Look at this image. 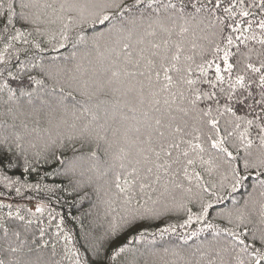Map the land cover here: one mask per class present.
<instances>
[{"label":"snow or ice","instance_id":"1","mask_svg":"<svg viewBox=\"0 0 264 264\" xmlns=\"http://www.w3.org/2000/svg\"><path fill=\"white\" fill-rule=\"evenodd\" d=\"M0 185V264H264V0H0Z\"/></svg>","mask_w":264,"mask_h":264},{"label":"trees","instance_id":"2","mask_svg":"<svg viewBox=\"0 0 264 264\" xmlns=\"http://www.w3.org/2000/svg\"><path fill=\"white\" fill-rule=\"evenodd\" d=\"M69 51H70V48L60 50L61 54L63 55H67ZM55 54L56 53H49L47 55H55ZM64 155H65V158H69L73 155V153L71 151H67L65 152ZM54 168H61V165H59V163L57 162L50 166H45L43 170L52 172ZM10 174L15 176V175H20V172L17 171L15 173H10ZM32 179H35V177H33ZM68 182H69V178H66L63 175H52L48 177L45 181V183H48V184H60L64 187L68 186ZM251 182L252 181H249L247 183L250 184ZM246 188H247V184H246ZM0 191L8 192V190L4 189L2 185H0ZM245 194H246V191L242 189L240 192H238L235 195L237 199H241V197ZM60 195L62 197L61 203L54 204L53 206L56 208L57 211L62 212L64 214L65 220H66V227L73 232V234L76 236L78 241H80V235H81L80 224L72 219V217H76V216L82 218L83 223L86 227L95 228L96 229L95 234L98 237H103L105 228L107 226V221L104 219H100V220H96L95 223H93V221L95 220V213H96V209L93 207V205L96 204V197L94 195L91 196L89 200H86L82 205L76 204L74 197H68L63 193H61ZM29 196L33 197L31 201H29L28 199ZM3 199L5 203H11L13 205V208L23 205V206H27L28 208H32L34 210V206L39 199H44V201L47 202V195L43 193L38 195L34 192H26L23 196H17L15 192L12 191L9 195L5 196ZM230 203H231L230 201L225 202L226 205H230ZM221 206H224V205H221ZM6 210L7 209H5V211ZM213 214H214V211H213ZM182 219H183L182 216H177V215L169 216L165 220L154 222L151 225L150 230L154 231L157 226H163V224L166 222L175 223ZM43 220H44V224H47V212H45L43 216ZM39 226H43V225H39ZM39 226L34 223L32 225V228L33 230H37ZM193 227H196V226L194 225ZM50 231H54V228L50 229ZM183 231H184L183 229H178L177 233L165 234L163 237L157 235L155 238L154 246L161 247V246H170L173 244L182 243L179 239V234ZM37 235H38V230H37ZM116 242L117 243L125 242L124 236H121L120 240ZM146 244H147V241L141 242V245H138V246L143 247ZM110 251H111V246L108 247V252L110 253Z\"/></svg>","mask_w":264,"mask_h":264}]
</instances>
